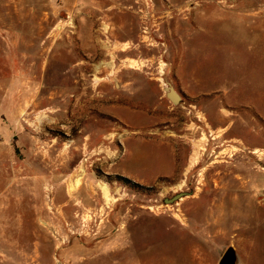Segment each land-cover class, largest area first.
Here are the masks:
<instances>
[{
    "label": "rangeland",
    "instance_id": "obj_1",
    "mask_svg": "<svg viewBox=\"0 0 264 264\" xmlns=\"http://www.w3.org/2000/svg\"><path fill=\"white\" fill-rule=\"evenodd\" d=\"M230 247L264 264V0H0V264Z\"/></svg>",
    "mask_w": 264,
    "mask_h": 264
},
{
    "label": "water",
    "instance_id": "obj_2",
    "mask_svg": "<svg viewBox=\"0 0 264 264\" xmlns=\"http://www.w3.org/2000/svg\"><path fill=\"white\" fill-rule=\"evenodd\" d=\"M167 97L169 100L174 104L178 105L182 102V97L180 94L172 87L169 86L167 90ZM192 193L180 192L174 195L172 198H167L164 200L165 204H176L183 198L190 196ZM58 264H62L59 260L57 261ZM237 263V253L236 250L232 247L227 249V251L223 254L220 264H236Z\"/></svg>",
    "mask_w": 264,
    "mask_h": 264
}]
</instances>
